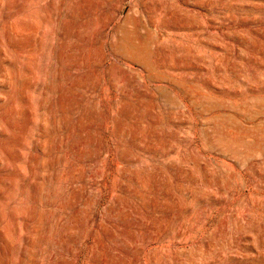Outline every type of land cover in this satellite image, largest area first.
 <instances>
[{"label": "rangeland", "instance_id": "374dc122", "mask_svg": "<svg viewBox=\"0 0 264 264\" xmlns=\"http://www.w3.org/2000/svg\"><path fill=\"white\" fill-rule=\"evenodd\" d=\"M0 264H264V0H0Z\"/></svg>", "mask_w": 264, "mask_h": 264}]
</instances>
